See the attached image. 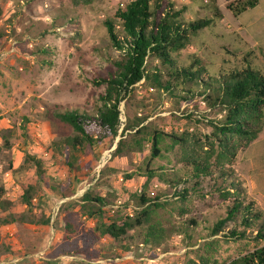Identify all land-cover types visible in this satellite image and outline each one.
Returning <instances> with one entry per match:
<instances>
[{
  "label": "rangeland",
  "instance_id": "rangeland-1",
  "mask_svg": "<svg viewBox=\"0 0 264 264\" xmlns=\"http://www.w3.org/2000/svg\"><path fill=\"white\" fill-rule=\"evenodd\" d=\"M127 1L91 0L85 4L82 0H0V186L9 203L8 209L0 206V219L9 212L27 215L23 222H0V264H184L187 257L197 262L194 251L213 239L217 241L211 256L223 263L264 244V240L255 238L264 222L263 120L258 136L237 151L222 177L221 168L214 166L210 175L193 177L192 167L180 159L178 145H170V139L164 138L161 156L152 160L151 167H162L167 179H182L173 190L186 188L187 194L181 201L172 193L164 194L166 184L157 177L148 183L147 192L166 202L152 213L153 221L166 230V240L157 248L141 242L142 229L138 228L125 239L126 250H111L108 239L103 238V257L64 254L68 241L79 238L62 239L63 202L76 200L89 189L107 198L105 209L109 214L130 213L135 208L131 196L140 193L144 182L143 160L149 154V143L143 142L140 150L127 146L122 153L112 155L127 122V104L130 114L143 118L141 125L164 133L187 132L188 138L210 134L208 120H221L224 114L199 96L176 99L143 85L141 80L119 104L114 140L81 152L77 160L80 169L70 170L65 165L63 157L54 152L53 141L72 130L53 122L50 115L54 110L91 112L100 104L105 84L97 85L93 80L100 82L102 77L114 75L115 61L121 58L111 46L103 20L112 18L115 8ZM166 1L182 10L180 18L186 23L213 18L209 25L190 34L186 46L174 55L179 64L197 60L206 75L245 67L264 73V0H257L254 7L239 15L226 8L225 0ZM215 5L221 18L213 15ZM115 26L122 36L117 22ZM132 132L127 130L122 136L128 145ZM5 140L9 146L4 145ZM23 151L42 161L46 183L39 181L31 163L24 162ZM52 179L63 184L65 190L69 181L73 182V194L62 198L59 190L52 189ZM29 184L38 189L32 210L35 222L28 221L31 217L21 201L22 190ZM235 188L243 206L252 201L249 212H259L260 218L240 212L220 232L208 236L209 228L225 216L228 202L220 201L217 192ZM41 214L50 218L47 225L37 223ZM245 218H250L253 226L243 225ZM232 231L238 234L232 235Z\"/></svg>",
  "mask_w": 264,
  "mask_h": 264
},
{
  "label": "trees",
  "instance_id": "trees-1",
  "mask_svg": "<svg viewBox=\"0 0 264 264\" xmlns=\"http://www.w3.org/2000/svg\"><path fill=\"white\" fill-rule=\"evenodd\" d=\"M91 0H82L87 4ZM226 8L234 15H239L247 8L254 7L257 0H225ZM77 0H73L76 3ZM182 10L175 9L173 4L166 0H129L118 5L112 18H105L103 25L111 46L117 50L121 58L115 61L116 73L102 77L97 85L105 84L103 94L99 96L100 104L95 110H54L50 119L60 122L71 128L72 133L63 136L58 141H53L54 152L63 157V162L70 170L80 169L77 166L78 155L87 148L100 146L105 140L113 141L118 134L119 104L129 96L133 87L139 81L143 85L158 92H166L176 99L192 100L199 96L210 107H217L224 111L221 120H208L211 126L210 134H204L201 138L192 134L188 138L187 132L177 134L172 131L164 133L158 128L149 129L141 125L143 118L136 114H130L128 104L125 107L127 122L120 132V138L116 142L112 155L122 153L127 146L130 149H141L143 142L149 143V154L143 160L144 182L139 194L133 193L132 199L135 208L130 213L109 214L105 209L108 200L105 196L87 189L78 199L68 200L60 205V213L63 211L62 239L77 236L78 241L69 240L64 254H76L91 257L104 256L103 238L109 241V247L128 249L125 239L132 237L130 232L142 229L141 242L157 248L166 240V230L157 221H153L152 213L156 208L163 207L166 203L159 196H151L147 192V186L151 179L157 177L166 184V193L179 196L181 201L185 199L187 189L173 190L182 182V179H167L163 168L153 169L152 160L161 156V143L165 137L171 141L170 145H178L181 152L180 159L191 166V175L199 177L201 174H211L212 166L221 168V177L224 175V167L232 165L239 149L246 147L259 134L264 120V73L258 70L245 68H232L218 75H206L204 66L197 60L189 65L179 64L175 54L186 46L189 36L197 30L209 25L213 18H201L192 22H184L180 15ZM213 15L221 18L217 6H214ZM117 22L120 31L115 26ZM1 37V35H0ZM205 76L203 77V75ZM178 100H176L177 102ZM130 133L131 144L125 142L124 132ZM5 146L9 143L5 140ZM24 162L31 163L40 182L46 183L48 178L42 168V161L27 151H23ZM52 189L59 190L62 198L71 196L74 192L73 182L68 183V190L63 184L52 179ZM37 186L29 184L21 193V201L29 212L28 221L33 220L32 212L35 207L34 197L37 194ZM238 189L231 192L218 191L220 201H228L225 208V216L219 218L209 228L207 235L214 236L221 231L223 225L233 220L238 213L249 212L253 204L243 202L236 194ZM4 188L0 186V206L9 208L8 201L3 198ZM234 196L228 200V197ZM42 196L39 197L41 200ZM77 207V209H75ZM251 217L260 218L259 212H249ZM26 214L9 212L0 219L2 224L23 222ZM50 218L41 214L36 220L41 225H47ZM249 220V221H248ZM250 218L242 219V224L253 226ZM195 224V221L191 220ZM236 235L235 231L231 232ZM242 236V234H239ZM185 237H188L186 235ZM255 238L264 240V222L257 228ZM216 239L202 243L195 252L197 259L187 257L184 264H264V244L254 247L245 254L224 261L217 262L212 256L215 251ZM115 251V250H114ZM198 251H201L199 253Z\"/></svg>",
  "mask_w": 264,
  "mask_h": 264
},
{
  "label": "built area",
  "instance_id": "built-area-1",
  "mask_svg": "<svg viewBox=\"0 0 264 264\" xmlns=\"http://www.w3.org/2000/svg\"><path fill=\"white\" fill-rule=\"evenodd\" d=\"M119 115H120V113H119Z\"/></svg>",
  "mask_w": 264,
  "mask_h": 264
}]
</instances>
